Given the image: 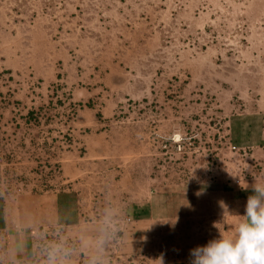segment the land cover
<instances>
[{"label":"rangeland","instance_id":"1","mask_svg":"<svg viewBox=\"0 0 264 264\" xmlns=\"http://www.w3.org/2000/svg\"><path fill=\"white\" fill-rule=\"evenodd\" d=\"M0 96L13 168L59 174L71 145L150 184L208 179L243 157L228 120L264 110V0H0ZM27 109L31 125L2 143ZM35 135L58 150L47 157Z\"/></svg>","mask_w":264,"mask_h":264},{"label":"crops","instance_id":"2","mask_svg":"<svg viewBox=\"0 0 264 264\" xmlns=\"http://www.w3.org/2000/svg\"><path fill=\"white\" fill-rule=\"evenodd\" d=\"M5 99L0 96V126L7 129ZM28 109L18 132L2 143L11 145L31 125ZM72 125L66 129L73 142ZM226 133L231 153L243 157L210 167L208 179L177 184H150L147 172L112 167L101 149L91 156L67 145L54 156L61 157L59 174L45 178L37 166L13 168L17 159L0 157V264H47L53 248L70 253L58 254L57 264H160L161 256L164 264H189L192 248L234 231L251 186L264 184V110L232 116ZM85 139L79 135L82 144ZM33 140L49 145L47 157L58 150L57 140Z\"/></svg>","mask_w":264,"mask_h":264},{"label":"clouds","instance_id":"3","mask_svg":"<svg viewBox=\"0 0 264 264\" xmlns=\"http://www.w3.org/2000/svg\"><path fill=\"white\" fill-rule=\"evenodd\" d=\"M239 215L241 219L231 234H219L218 238L192 248L189 264H264V184L251 186L244 213ZM171 223L174 225L175 221ZM61 253L64 257L70 255L61 248L51 249L47 264H57ZM159 260L164 264L162 256Z\"/></svg>","mask_w":264,"mask_h":264},{"label":"built area","instance_id":"4","mask_svg":"<svg viewBox=\"0 0 264 264\" xmlns=\"http://www.w3.org/2000/svg\"><path fill=\"white\" fill-rule=\"evenodd\" d=\"M184 139H186V137H182V138H176V139H174V141H176V142H179V141H181V140H184ZM180 148V145H178V149Z\"/></svg>","mask_w":264,"mask_h":264},{"label":"trees","instance_id":"5","mask_svg":"<svg viewBox=\"0 0 264 264\" xmlns=\"http://www.w3.org/2000/svg\"><path fill=\"white\" fill-rule=\"evenodd\" d=\"M30 116H32V114H30Z\"/></svg>","mask_w":264,"mask_h":264}]
</instances>
